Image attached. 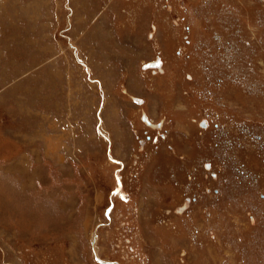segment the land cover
<instances>
[{
	"label": "rangeland",
	"instance_id": "rangeland-1",
	"mask_svg": "<svg viewBox=\"0 0 264 264\" xmlns=\"http://www.w3.org/2000/svg\"><path fill=\"white\" fill-rule=\"evenodd\" d=\"M0 264H264V0H0Z\"/></svg>",
	"mask_w": 264,
	"mask_h": 264
},
{
	"label": "water",
	"instance_id": "water-1",
	"mask_svg": "<svg viewBox=\"0 0 264 264\" xmlns=\"http://www.w3.org/2000/svg\"><path fill=\"white\" fill-rule=\"evenodd\" d=\"M159 66H160V62H159V60L157 59L155 62H152V63H148V64H146L145 66H144V68H159ZM136 101V100H135ZM143 121L144 122H146L148 125H150L149 123L150 122H148L145 118H143Z\"/></svg>",
	"mask_w": 264,
	"mask_h": 264
},
{
	"label": "flooded vegetation",
	"instance_id": "flooded-vegetation-1",
	"mask_svg": "<svg viewBox=\"0 0 264 264\" xmlns=\"http://www.w3.org/2000/svg\"><path fill=\"white\" fill-rule=\"evenodd\" d=\"M146 123V122H145ZM147 124V123H146ZM150 124H151V122H150ZM148 125V124H147ZM151 127H152V125H151Z\"/></svg>",
	"mask_w": 264,
	"mask_h": 264
},
{
	"label": "bare ground",
	"instance_id": "bare-ground-1",
	"mask_svg": "<svg viewBox=\"0 0 264 264\" xmlns=\"http://www.w3.org/2000/svg\"><path fill=\"white\" fill-rule=\"evenodd\" d=\"M138 101V100H137ZM150 124V123H149ZM149 126H151V124L149 125Z\"/></svg>",
	"mask_w": 264,
	"mask_h": 264
}]
</instances>
